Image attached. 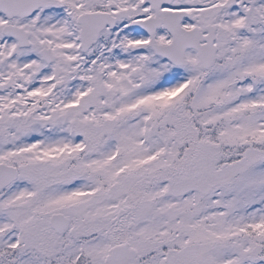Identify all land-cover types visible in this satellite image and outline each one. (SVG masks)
Listing matches in <instances>:
<instances>
[{
  "label": "snow or ice",
  "instance_id": "obj_1",
  "mask_svg": "<svg viewBox=\"0 0 264 264\" xmlns=\"http://www.w3.org/2000/svg\"><path fill=\"white\" fill-rule=\"evenodd\" d=\"M0 264H264V0H0Z\"/></svg>",
  "mask_w": 264,
  "mask_h": 264
}]
</instances>
